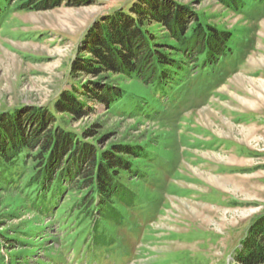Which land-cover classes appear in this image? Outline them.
Wrapping results in <instances>:
<instances>
[{
    "label": "rangeland",
    "instance_id": "1",
    "mask_svg": "<svg viewBox=\"0 0 264 264\" xmlns=\"http://www.w3.org/2000/svg\"><path fill=\"white\" fill-rule=\"evenodd\" d=\"M21 1L0 8L2 115L53 104L71 91L72 63L87 31L129 0H61L42 11L21 9ZM175 1L228 42L192 51L164 86L144 89L121 79L133 90L126 108L95 105L70 121L76 130L103 124L102 148L122 141L142 147L135 189L89 220L86 209L74 214L68 204L71 210L57 219L56 209L49 211L42 221L14 191L19 172L10 168L2 175L15 179L0 184V233L21 226L27 244L12 252L11 240L0 236V264H238L249 225L264 212V0H243L237 8Z\"/></svg>",
    "mask_w": 264,
    "mask_h": 264
},
{
    "label": "trees",
    "instance_id": "2",
    "mask_svg": "<svg viewBox=\"0 0 264 264\" xmlns=\"http://www.w3.org/2000/svg\"><path fill=\"white\" fill-rule=\"evenodd\" d=\"M70 1L76 5L83 2ZM218 1L237 8L243 0ZM11 2L0 0V8L10 6ZM61 4V0H22L20 8L42 11ZM158 29L164 32L161 37L155 32ZM218 33L224 32L200 23L191 7L175 0H129L106 14L82 41L81 55L71 67L74 82L71 91L63 90L47 106L0 114V184L15 179L13 176L6 179L2 174H7L10 168L17 170L19 177L11 183L16 184L14 191L30 213L42 221L46 220L47 212L55 209V219L72 208L74 214L86 209L89 220L93 211L116 205L119 194L135 189L132 183L140 176L136 165L142 147L122 141L102 148L103 141L98 136L103 124L93 122L76 130L70 121L87 117L95 105L106 106L108 112L126 108L132 102L129 99L133 90L124 88L121 79L139 81L144 89L159 87L156 83L166 85L183 68L192 51L228 42ZM210 53L216 54L214 49ZM138 138L144 140L147 135L135 139ZM4 192L0 185V194ZM2 203L0 200V213ZM68 204L71 209H67ZM6 216L15 218L11 212ZM20 227L15 225L12 232L0 233L4 240H11L12 252L20 250L16 245L27 244L22 240L21 230L18 231ZM2 242L0 237V263H5L1 257ZM25 252L27 256L32 254L30 250ZM236 253L238 264H264V212L252 220ZM59 260L64 257L61 255Z\"/></svg>",
    "mask_w": 264,
    "mask_h": 264
}]
</instances>
